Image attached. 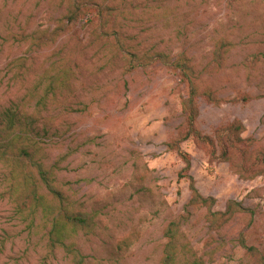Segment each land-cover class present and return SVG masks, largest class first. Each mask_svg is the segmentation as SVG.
<instances>
[{"label": "rangeland", "instance_id": "obj_1", "mask_svg": "<svg viewBox=\"0 0 264 264\" xmlns=\"http://www.w3.org/2000/svg\"><path fill=\"white\" fill-rule=\"evenodd\" d=\"M114 33L143 67L95 56L117 53ZM46 93L43 159L66 208L94 219L65 241L83 264H163L177 220L173 264H264V0H0V108ZM7 171L0 264H77Z\"/></svg>", "mask_w": 264, "mask_h": 264}, {"label": "trees", "instance_id": "obj_2", "mask_svg": "<svg viewBox=\"0 0 264 264\" xmlns=\"http://www.w3.org/2000/svg\"><path fill=\"white\" fill-rule=\"evenodd\" d=\"M73 20L74 17H68L69 23H72ZM46 36L43 37V39L46 40ZM28 37L32 39L31 41L34 45L36 44V41L39 40H33L35 34L28 35ZM47 40H49V38ZM104 40L110 45L108 38H105ZM113 42L115 45L114 50H116L115 52L117 53L106 51V53H103L100 51L99 54L95 56L99 57L100 60L105 61V63H108L114 60L113 56L119 54L122 57L127 58L126 61L131 71L145 65L142 61L143 59H140L135 51H126L123 49L117 33H114L113 35ZM39 44L40 42L35 46ZM143 57L145 62L152 64L159 59V57L154 58L153 56H147V54ZM179 66L182 68V71L187 68L184 63H181ZM61 74L62 76L64 75V78H67L72 73L70 70H63ZM190 86V93L187 101L188 108L190 109V115L188 116V131L198 137L200 135L194 127L197 112L193 101V98L197 95L194 84L191 83ZM37 90L38 89L36 88L33 91L37 92ZM49 90H51V87H49ZM47 96L48 93L35 96V103H30L29 105L25 98L22 97V99L17 100L16 102H11L10 106L0 108V165L9 170L6 172V178L8 180L10 178L11 180V186L8 190L11 196L15 195L14 192H20L22 194L23 192H29V195L25 196V198H28L31 202L29 205L31 209L27 214L35 216L38 209L42 208V217L46 220L49 227L47 241L50 247L54 248L57 245L62 246L67 254L76 257L77 264H83L84 256L81 255L80 251L76 248L75 243L68 245L65 241L68 237L75 236L80 230L89 229L94 223V219L88 213L70 211L66 208L67 204L65 203V199L55 186V165L47 167L45 160L43 159L44 156L42 150L44 148L42 147L43 141L40 139V132H43L44 128L40 127L43 117L41 111L39 112V108H45ZM204 96L210 97L208 93H205ZM23 107H28V111L20 109ZM226 129L228 133L231 131L239 133L241 125L239 123L232 124L231 126L226 127ZM226 155L227 152L224 150L222 156L225 157ZM256 160L264 162V152H258ZM18 178L20 179L17 180ZM42 190L43 193H41ZM193 192L194 197L191 201H198L202 204L209 201L208 198L201 197L195 190H193ZM49 196L52 201L57 202L56 206L47 201L46 198ZM14 200L17 201V199ZM233 205L238 206L237 204L230 202L228 204V211ZM21 212L25 214L26 211ZM180 226V220L171 221L165 229L164 237L166 238L167 243L163 250V253L165 254L162 261L163 264H173V250L178 242L177 233L179 232Z\"/></svg>", "mask_w": 264, "mask_h": 264}]
</instances>
